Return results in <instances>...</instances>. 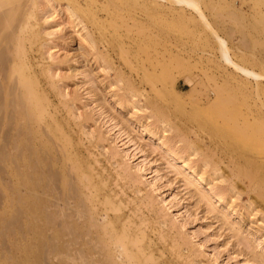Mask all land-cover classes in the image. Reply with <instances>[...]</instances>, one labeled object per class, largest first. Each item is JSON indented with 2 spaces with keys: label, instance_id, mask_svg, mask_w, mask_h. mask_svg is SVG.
<instances>
[{
  "label": "rangeland",
  "instance_id": "obj_1",
  "mask_svg": "<svg viewBox=\"0 0 264 264\" xmlns=\"http://www.w3.org/2000/svg\"><path fill=\"white\" fill-rule=\"evenodd\" d=\"M44 1H37L34 70L51 112L48 145L65 158L56 169L64 164L78 191L85 228L96 225L99 261L264 264V37L257 57L233 59L259 75L247 78L218 44L201 42L197 15L185 5L156 17L152 38L138 46L124 36L138 32L130 21L117 18L118 29L104 22L88 38L64 5ZM234 3V12L254 21L248 4ZM219 13L207 14L214 23L233 22ZM104 38L114 46L108 55ZM238 39L234 34L231 43L240 46ZM6 209L0 204V220L15 213ZM20 244L31 250L22 235L0 237V264H12Z\"/></svg>",
  "mask_w": 264,
  "mask_h": 264
},
{
  "label": "bare ground",
  "instance_id": "obj_2",
  "mask_svg": "<svg viewBox=\"0 0 264 264\" xmlns=\"http://www.w3.org/2000/svg\"><path fill=\"white\" fill-rule=\"evenodd\" d=\"M37 1L0 0V204L7 206L4 213L9 212V207L14 208L15 212L11 217L5 216L0 220V227L1 225L3 227L0 237L4 238L14 232L22 235V238L30 243L31 250H26L22 244L14 248L12 264L54 262L106 264L99 261L101 249L98 241L92 237L91 228H95L96 225L92 223L90 229L85 228L84 209L81 202H78L77 189L64 175V164L59 167L61 172L56 169L65 158L61 153L58 157L53 156L52 147L48 145L52 132L46 121L51 112L40 94L39 74L34 70L35 51L41 42V31L37 30L40 26L37 19ZM46 1L48 4L64 5L73 23L76 24L74 27L79 26L80 29L82 25L81 28L88 38L94 34V31L104 27V22L116 26L119 23L117 18L121 23L128 25L130 21L132 25L129 26L137 28L138 32L135 36H124L138 46L148 44L152 38L150 33L153 30L152 25L158 22L156 17L161 19L164 15L162 13L167 8L173 9L174 5H185V8H190L192 13L197 15L195 18L203 29L200 32L205 39L203 37L202 41L197 39L199 42L205 40L206 44H218L221 47V56L227 63L233 65L247 78L259 77L256 73L236 65L233 59L249 61L254 58L253 56L257 57L259 52L256 46L264 37V27H261V24L264 26V0H241L243 4L249 5L254 17L252 22L232 10L234 0L232 3L228 0H45L44 2ZM210 10L213 13L220 11V18L221 15L225 17L227 12L228 19L233 22L228 21L231 24L227 25L228 22L223 20L224 18L222 22H212L214 18L211 20L209 17L212 13L207 14ZM52 15L49 14L45 18L53 19ZM214 15L218 18V15ZM217 20L220 19H216V22ZM156 25L158 27L160 23ZM154 26L153 28H157ZM195 27L194 25L193 29H198ZM189 34L194 37L197 33ZM201 34L199 33L200 36ZM234 34L240 35V46L231 43ZM196 37L192 38L193 41L189 38L192 44H195ZM84 41L87 43V40ZM198 41L196 43H199ZM90 42L95 46L97 44L92 37ZM119 43L123 48L130 46L127 41ZM101 44L107 55L114 49L113 43L108 39L104 38ZM227 45L232 47L229 49ZM206 52L208 51L205 50L203 53ZM149 69L154 71V65ZM152 84L155 89L156 83L152 81ZM42 120L45 126L41 125ZM236 136L231 135L228 139L235 144ZM24 219L27 220V224H24ZM28 252L34 253L35 256L29 258Z\"/></svg>",
  "mask_w": 264,
  "mask_h": 264
}]
</instances>
